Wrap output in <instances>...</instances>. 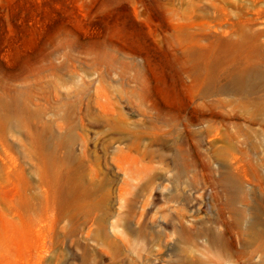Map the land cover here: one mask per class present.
Returning a JSON list of instances; mask_svg holds the SVG:
<instances>
[{
  "label": "rangeland",
  "instance_id": "1",
  "mask_svg": "<svg viewBox=\"0 0 264 264\" xmlns=\"http://www.w3.org/2000/svg\"><path fill=\"white\" fill-rule=\"evenodd\" d=\"M0 264H264V0H0Z\"/></svg>",
  "mask_w": 264,
  "mask_h": 264
},
{
  "label": "bare ground",
  "instance_id": "2",
  "mask_svg": "<svg viewBox=\"0 0 264 264\" xmlns=\"http://www.w3.org/2000/svg\"><path fill=\"white\" fill-rule=\"evenodd\" d=\"M236 75H237V74H236ZM208 76H209V75H208ZM237 76H238V75H237ZM237 76H236V77H237ZM206 77H207V76H206ZM231 77H232V76H231ZM239 79H241V78H239ZM209 80H210V79H209ZM210 81H211V80H210ZM250 225H251V226H254L255 224L252 222V223H250Z\"/></svg>",
  "mask_w": 264,
  "mask_h": 264
}]
</instances>
